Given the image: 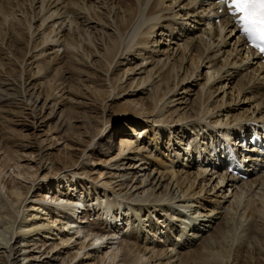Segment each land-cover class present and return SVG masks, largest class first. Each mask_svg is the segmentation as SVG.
Listing matches in <instances>:
<instances>
[{
	"label": "bare ground",
	"instance_id": "bare-ground-1",
	"mask_svg": "<svg viewBox=\"0 0 264 264\" xmlns=\"http://www.w3.org/2000/svg\"><path fill=\"white\" fill-rule=\"evenodd\" d=\"M214 7L212 0H0V54L18 69V80L7 72V82L0 80V116L9 122L4 117L9 111L2 108L11 104L22 113L17 118L30 123L25 130L0 127V264L91 260L93 264H264V172L253 173L246 181L225 175V184L221 171L213 168L217 150L226 147L222 136L235 140L239 127L250 130L256 122L264 125V64L255 55L249 58L231 19L206 26L208 10ZM155 36L172 38L170 45ZM164 42L167 49L160 52ZM63 45L70 50L61 55ZM171 45L178 47L173 54ZM92 48L94 53L101 49L99 60L107 66V90L99 97L102 115L91 116L75 128L73 122L80 123L83 113L59 109L57 102L64 106L65 94L59 99L57 92L76 89L66 84L63 67L87 62ZM133 53L140 54L145 62L140 67L146 69L152 56L168 54L156 61L160 68L144 72V86L137 84L136 90L110 78L117 61ZM28 58L38 63L33 75L27 71ZM56 61L64 65L54 69L45 84H37L34 77L45 74ZM149 86L152 93L134 100V107L128 103L122 106L127 109L116 112L107 106L122 93L144 95ZM38 101L44 102L40 108ZM188 108L190 112H184ZM44 112L49 113L43 121L58 117L45 126L43 133L49 136L45 139L34 134L42 127L35 120ZM107 113L122 117L130 133L110 129L120 120L105 118ZM99 118L101 128H93L90 121ZM133 123L149 128L146 138L155 151L161 150L164 133L170 142L173 137L179 145L174 149L177 161L166 162L148 152ZM187 133L193 134V141L182 149ZM131 135L137 141L134 147H130ZM70 137L79 142L89 138L84 149L76 148L77 158L68 151ZM36 149L39 165L30 173L20 161ZM53 149L55 153L49 152ZM197 156L198 170L189 174ZM250 160L249 166L255 167L257 158ZM47 163L52 173L37 178ZM10 169L17 177L6 180L3 175ZM20 179L30 181L29 185ZM50 180L60 183L52 192L55 198L48 201ZM61 180L67 181L66 189ZM227 190L236 201L231 203L234 212H223ZM247 192L254 193L253 202L242 213L239 207ZM30 199L32 205H27ZM85 202L90 209L82 212ZM8 206L14 207L18 218L7 213ZM26 206L31 213L25 216ZM39 212L50 218L38 222ZM92 216L96 221H91ZM126 228L130 233L123 236ZM73 240L80 241L75 248Z\"/></svg>",
	"mask_w": 264,
	"mask_h": 264
},
{
	"label": "rangeland",
	"instance_id": "rangeland-1",
	"mask_svg": "<svg viewBox=\"0 0 264 264\" xmlns=\"http://www.w3.org/2000/svg\"><path fill=\"white\" fill-rule=\"evenodd\" d=\"M18 16L19 17H22V15H18ZM10 21L11 22L14 21V23H15V20L14 19H11ZM36 24H38V23H36ZM6 27H8V26L6 25ZM22 29H24V27ZM95 32L96 33H99L98 30H95ZM199 32L200 31H197V33H199ZM173 38H177V36L174 37V35H173ZM155 39H166L167 40L166 45H170V41H171L172 38H167L165 36L164 37L155 36ZM231 39L232 38L230 37L228 39V42L230 41L231 44H232L234 41L232 42ZM83 43H84L83 44V46H84L85 45V42L83 41ZM97 44L100 45V43H97ZM160 46L161 47H160L159 51L160 52H165V50L167 49V46H165V42L162 45H160ZM63 47L64 48H61L60 51H59V54H61V55L63 54L64 50H66V49L67 50H70V49H68L69 46H67V48H66V46L63 45ZM172 48L174 49V51H171V53L173 54V52L175 53L177 51V48L178 47H177V45H174V46L171 45V49ZM150 49H152V48H150ZM98 50L99 51H97V53H94L93 48H92L91 53L92 52L93 53L90 56V59L87 60V62H82L81 64H77V65H69L68 64V65H65L63 67L65 69V71L63 72L62 77H64V79H67L66 80V84L69 83L72 86H74L76 89H74L71 92H68V90H66V88H65V91H63L62 93L57 92V94H58L57 95V98H59V99H61L62 96L65 94L63 96V98H62V100L64 101L63 102L64 106H61L60 103H58L57 101L56 102H57V106L59 107V109H62V110L63 109H67V108L68 109H75L74 111H76V112H78L80 114L83 113V116L81 118V122L80 123H77L76 124L75 121L73 122L74 127L76 126L75 128L80 127L81 124H82V122H84L86 119L90 118L91 116H94L95 117V116L98 115V117H101V115H102L101 114V110H100V109H103V108H101V103H100V101H102V99H100L99 97H100V95H104L103 94L104 93V90H107L106 85H105V79H106V76L105 75L106 74L104 75V73H105L104 70L107 68V66H106V64L104 62H102L101 60H99V58L101 57L100 55H102V52L100 51L101 49H98ZM228 50H229V48H228ZM80 53L83 54L84 51L81 50ZM139 55H140L139 53H133L131 55L125 56L124 59L118 60L117 61V63H118L117 66L114 68V70L112 71V73H110V78L111 79H115V80L118 79L119 82L121 81L122 83H124V86L127 85V88H129V89H135V88H138L139 89V87H137V84L139 86H144V85H142V81L143 80H141V79H143V78H145L147 76V74L144 73V72L149 71L153 67L155 68L154 70L160 68V66H157L156 61L158 59H162V58L164 59V56H167L168 54L165 55V53H162V55H160L159 57L152 56L150 58V60L147 61V63H151V65H149V67H147V69L140 67L142 64H144L143 65V67H144L145 66V62L142 63L140 61ZM7 60H8L7 57H1V54H0V64L3 65L2 70L0 69V71H3V73L1 74L2 76L0 75V80L6 79L5 80L6 82L8 80V77H7V74L5 72L8 73V76L10 75L11 78L15 79V78H17L16 77V73L18 71L17 67L16 66H12L11 67V65L9 63H7ZM45 61H47V59L41 60L39 62L44 63ZM8 62H11V61L8 60ZM26 63H27V68H28L27 71L28 70L31 71L32 69L36 68L37 67V64H38V63L37 64H34L33 60H31V58H28L26 60ZM59 63L60 62L56 61V63H54L53 65L49 66L47 68V70L45 71V74H41L38 77H34L33 76L36 79L37 84L42 83V85H43L48 80H50V78H52V74H51L52 71L54 69H57L58 67H62L64 65V64H59ZM185 67H188V65L186 64ZM203 68L201 69V75H202V77H204V75L206 74L207 66L204 69ZM129 71H133V72H129ZM33 73H34V71L32 70L30 72V74L33 75ZM180 75H181V73H180ZM123 76H124V78H123ZM17 80H18V78H17ZM42 89H43V87L41 88V91H42ZM44 91H46V90H44ZM14 92L15 93H18V90L14 91ZM180 92H182V91H180ZM180 92H179V94H181ZM150 93H152V87L151 86H149L148 90L145 91V94L144 95L137 94V96H134V95H123L125 93H122V96L118 97L117 100L108 102L107 106L108 105L110 106L109 109H115L116 112H121V109H127V108H123L122 107L123 105L128 104V103H131L132 106L134 107L136 105L135 103H133L134 100H139V98H141V99L142 98L143 99L144 98L147 99L148 96L150 95ZM104 98L106 99V96H104ZM194 99H195V96L192 97V101ZM240 99L242 100V97H240ZM43 103H44L43 101H40L37 104L38 105V108H40ZM147 105L149 106L150 105V102H148ZM192 105H193V103H191V106ZM244 106H246V105H244ZM184 107L186 108V106H182V109H185ZM188 107H190V105H188ZM2 109L9 111V114H10V112H12L14 110H15L16 113H15V117L12 116V115H9V114H4V117H7L6 119H8L9 122H4L1 119L2 116H0V124H1L0 127L9 128V129H18V130L23 129V130H25L24 127L25 126H29L30 123L28 124V121H26V120L24 121V118H22V117L21 118H17V116L21 115L22 113L19 110H17V108L12 107L11 104H9L7 106L5 105ZM189 110H190V108L186 109L184 112H188ZM17 112H18V114H17ZM48 113L49 112L42 113L40 115V117L35 120V122H42V123H40V124H42V127L36 133H34L35 135H39L38 138H40V137L41 138H44V139H45V137L48 138L49 137L48 136V133L47 134L43 133L47 129L45 126L47 124H49V123L56 122L57 119H58V117H57V118H55V120H51L49 122L43 121V118L46 117L48 115ZM105 118L110 119V120H113L114 118H117V117H116L115 114L107 113L105 115ZM21 119H22V121H20ZM30 120H32V119H30ZM117 120H120V121H118L117 123H115L113 126H110V129L115 130V131H118V128H119V131L122 130V132L125 131L127 134H129L130 131L125 129V125L123 123L124 122L123 121V118L122 117H118ZM15 121H17V122H15ZM99 122H102V119L101 118H99L98 120H92V121H90V123L93 126V128H96L97 126L99 128H101ZM11 124H12V126H11ZM18 125H20V127H17ZM133 125H134V129L137 131V133H139L140 140H143V144L146 145V147H149V151L148 152L152 151V152H154V154L161 155L160 158H162L163 160H166V162H168V161L171 162L172 160H174L173 159V157L175 156L174 149H178L179 145H176L177 142L174 141V138L173 137H172L171 142H170L169 139H166L167 137L164 136L165 135V133H164L163 136H162L163 142H161L162 143L161 144V150L155 151L156 148L154 147V144H152L150 142V140L146 138V135L148 133L149 128L145 127L146 126L145 124H141L139 126L138 125L136 126V124L133 123ZM179 131L180 130H177V134H179V136L182 137V135H181V133ZM24 133L25 134H28L30 132L25 131ZM175 136H177V135H175ZM131 137H133V140L136 141L135 136H132L131 135ZM69 139L71 140V142H69V146L70 147L68 148V151L71 152L74 155L75 158H77L80 155V152L79 151H76V148H80L81 150L84 149L85 148V142L88 141L89 138L86 139V140L83 139V142H81V141L79 142L77 139H74L72 137H70ZM182 139H183L182 141L184 143H183L182 146L180 145L181 148L184 146V144H186V142H188V143L191 142L193 140V137H192V134L189 135L187 133V135L185 137H183ZM114 140L115 139H113V141ZM75 142L79 143L80 145H76ZM136 144H137V141H136ZM174 145L176 146L175 148H174ZM209 145H211V144H209ZM5 146H6L7 150H10L11 151V149L7 145H5ZM63 147H65V144L64 145H58V146L55 145V148L62 149ZM29 152H30V154L24 155V157L22 158V160L20 162H21L24 170H28V171H30V173H35L36 166L39 165L37 163V159H38L37 158V155L39 154V150L36 149V150L29 151ZM49 152L55 153L56 151H54V149H53V150H51ZM95 152H96V150H95ZM177 152H178V150H177ZM181 152H183V151H181ZM162 154H164V155H162ZM31 155H33V156L31 157ZM100 158H104V157H100ZM184 158L186 159L187 157L185 156ZM176 160L177 159H175V161ZM185 163H186V161H185ZM192 165H191V169H187V171L189 172V174L190 173L196 174V172L198 170V164H195L194 165V162H192ZM32 167H34V169H32ZM46 168H49V163H47L44 166V173L43 174H42V171H43L42 169L39 171V173L37 175V178H38V176L39 177L41 176V178H42L44 176V174H46L48 172H51L52 173V171H50L49 169H46ZM3 177H5L6 180L8 178H10L9 180H11L12 177H15L16 178L17 176L15 175L14 170L13 169H10L9 173L7 175H3ZM93 177H96V176H93ZM28 179H31V177H28ZM20 180L22 182H24V186L25 185H29V183H30V181H28V180H24V179H20ZM217 181L218 180L215 181V184L217 183ZM48 182H52L50 184L51 185V187H50L51 188L50 196L47 199L48 201H50V199L52 197H53V199L55 198V196L52 195V192L54 193V191L55 192L57 191L58 185H59L60 182L53 181V180H50ZM61 183H62L61 184L62 186H63V184L65 185L64 188L66 189L67 184H68L67 181L66 180L62 181L61 180ZM211 183L209 184V186H211ZM60 188H62V187H60ZM43 190L46 191L47 188H44ZM32 192H35V193L32 195ZM32 192L29 194V197L31 195L33 197L36 196V194H37L36 192H38V189L37 190L35 189ZM218 193H220V192H218ZM221 193H222V190H221ZM246 194L247 195H244L243 196V199H242V203L243 204L241 203L242 205L240 204L241 206L239 207V210L242 213L244 212V207L247 204L253 202V200L251 199V195H254V193L253 194H250V192H247ZM225 195H227V196H225L226 197V200L224 201L225 203L222 204V205H225V208L223 209V212H227V210H232V212H234L233 211V206H231V203L234 202V204H235L236 201L232 197L231 191H228L227 190L225 192ZM60 197L62 198V196H60ZM63 199H64V197H63ZM32 200L33 199H30L27 202V205L28 204L29 205H32ZM229 200H230V202H227ZM229 205H230V209H229ZM235 207H237V206L235 205ZM7 208H8V210H7V213L8 214H10L11 216L12 215L13 216H16V218H18L17 211L14 210V207L8 206ZM28 209L29 208L26 206V209L24 210L25 211V216L31 213V211H29ZM35 212H38V211H35ZM41 215L43 216L42 219L40 218ZM94 216H96V215H94ZM65 217L66 216L61 215V218L62 219H65ZM47 218H50V216H48V215L46 216V214H44V212H39V219L37 221L38 222H40V220L41 221H44L43 219H47ZM94 218L95 217H91V219H92L91 221H93V222L96 221V219L93 220ZM20 219H21V217L19 218L17 224L19 223ZM28 220H30V216H29ZM104 226H107V225H104ZM93 228H94V225H92L91 230H93ZM127 229L128 228H126L125 231H130V229L129 230H127ZM131 230H132V228H131ZM128 234H123V236H126ZM18 241L20 242L21 239H19ZM18 241H17V244H18ZM79 243H80V241L74 242V240H73V243H72L71 247L75 248V246L78 245ZM16 246H18V245H15V247ZM77 247H80V246H77ZM86 262H87V264H93L92 260L91 261H85V263ZM22 264H26V262H23Z\"/></svg>",
	"mask_w": 264,
	"mask_h": 264
},
{
	"label": "snow or ice",
	"instance_id": "snow-or-ice-1",
	"mask_svg": "<svg viewBox=\"0 0 264 264\" xmlns=\"http://www.w3.org/2000/svg\"><path fill=\"white\" fill-rule=\"evenodd\" d=\"M247 41L264 54V0H219Z\"/></svg>",
	"mask_w": 264,
	"mask_h": 264
}]
</instances>
